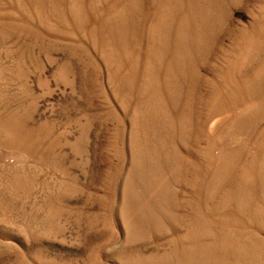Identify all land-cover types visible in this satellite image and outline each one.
I'll return each mask as SVG.
<instances>
[{"label":"rangeland","instance_id":"374dc122","mask_svg":"<svg viewBox=\"0 0 264 264\" xmlns=\"http://www.w3.org/2000/svg\"><path fill=\"white\" fill-rule=\"evenodd\" d=\"M0 264H264V0H0Z\"/></svg>","mask_w":264,"mask_h":264}]
</instances>
